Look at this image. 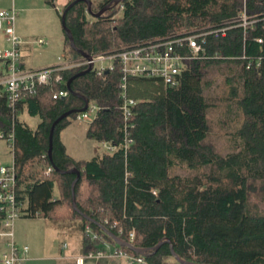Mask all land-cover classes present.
Segmentation results:
<instances>
[{"label": "trees", "instance_id": "1", "mask_svg": "<svg viewBox=\"0 0 264 264\" xmlns=\"http://www.w3.org/2000/svg\"><path fill=\"white\" fill-rule=\"evenodd\" d=\"M91 1L90 9L87 2L75 3L66 16L77 49L88 55L189 31L204 34L198 38L203 50L184 62L176 86L157 77L128 78L127 96L136 104L127 148L118 70H91L72 81V92L67 83L41 85L15 110L0 93V131L16 140L24 217L73 222L85 253L106 251L107 241L141 255L118 244L112 233L149 249L144 257L150 264H180L173 251L198 263L264 264V42L258 41H264V0H121L99 17L113 0ZM46 3L55 7V0ZM244 3L255 21L246 29L237 20ZM64 34L68 58L82 57ZM183 53H189L187 46ZM212 68L229 72L223 100L244 116L233 135L235 149L226 154L209 141V113L217 105L205 94ZM86 69L62 74L68 82ZM67 89V96H57ZM82 96L99 107L86 131L96 142L94 155L75 159L67 152L61 134L80 113L74 112L57 124L50 159L53 122L83 108ZM24 114L38 118L37 125ZM104 142L117 149L102 151ZM176 167L189 173H171ZM70 169L80 171L74 186L77 174L61 172ZM87 226L101 238L87 234Z\"/></svg>", "mask_w": 264, "mask_h": 264}, {"label": "built area", "instance_id": "2", "mask_svg": "<svg viewBox=\"0 0 264 264\" xmlns=\"http://www.w3.org/2000/svg\"><path fill=\"white\" fill-rule=\"evenodd\" d=\"M62 14V10L60 11ZM244 19H251L247 14L246 4L243 9ZM246 12V13H245ZM247 14V15H246ZM18 10L15 8L0 10V30L3 32L10 48L0 52V61L4 65V73L0 76V93L7 98L8 107L15 110L20 102L28 95L36 94L39 86L52 82H63L61 77L63 71L73 68H88L98 75L118 70L120 73V87L122 88L121 111L124 116V132L126 135V146L132 142L130 138V127L132 108L136 104L134 99L127 96V83L129 77H157L161 78L167 85L176 86L179 82L181 68L185 61L196 58L203 50L198 38L204 34L172 36L166 39H158L139 44L134 47L116 50L111 53H100L89 55L88 57L68 58L62 54L60 64L46 67L23 69L21 67V46L25 43L33 45L34 41L23 40L15 29ZM263 43L262 39H258ZM37 42L42 43L40 39ZM185 46L189 53H183ZM67 81H65V84ZM67 96L63 94L62 97ZM57 97V96H55ZM99 107L89 102L87 110L77 115L75 121L90 124L96 117ZM0 139H6L13 150L12 161L8 164L0 163V264H26L30 259V247L27 244L20 245L15 239V228L18 219L24 217V205L15 194L17 191V144L13 133L0 131ZM106 151H115L117 146L109 142H104ZM156 194L157 192L154 191ZM122 232V229H120ZM86 233L93 238H101L89 226ZM131 241L135 237L132 231ZM106 251H90L86 254L88 258L112 257L119 261H127L130 264H150L144 255H135L122 249L121 247L104 241ZM85 256L78 257L76 264H84Z\"/></svg>", "mask_w": 264, "mask_h": 264}, {"label": "rangeland", "instance_id": "3", "mask_svg": "<svg viewBox=\"0 0 264 264\" xmlns=\"http://www.w3.org/2000/svg\"><path fill=\"white\" fill-rule=\"evenodd\" d=\"M37 1V0H36ZM67 0H61L60 5L66 4ZM32 0H18L17 7L19 16L17 17L18 30L21 33L33 38L44 37L48 41L45 45H38L34 49L32 55L37 59H50L54 62L62 61V45L60 36L63 34L61 17L54 9L38 10L34 6ZM49 7V6H47ZM120 13H118L119 15ZM116 15V16H118ZM18 33L20 34V32ZM0 33V46L9 47ZM58 63V64H59ZM228 71L212 68V80L210 86L205 89L207 97L216 102V106L209 113V121L211 124V135L209 141L213 143L216 149L226 154L234 150V132L242 126L244 116L236 105L229 106L223 100L226 94V77ZM87 110V109H86ZM23 117L35 127L39 121L38 118H31L26 114ZM88 123L74 121L71 126L63 131L64 140L69 148V153L77 159H89L94 155L95 141H92L86 135ZM72 148V149H71ZM105 145L102 144V151H106ZM13 150L10 143L0 139V162L8 164L12 161ZM185 176L189 173L184 167H176L171 170ZM48 223L44 218H21L16 222V235L21 244H28L32 248V255L35 257L33 264H64L54 257L72 255L79 253L81 250V242L83 241L81 234L75 231V225H66L68 223ZM72 224V223H70ZM66 245V246H65ZM63 247V253L59 254V247ZM87 254V253H86ZM76 260L78 256L75 255ZM110 258V257H102ZM92 258V259H102ZM118 260V259H117ZM113 261L114 264H130L127 261Z\"/></svg>", "mask_w": 264, "mask_h": 264}, {"label": "crops", "instance_id": "4", "mask_svg": "<svg viewBox=\"0 0 264 264\" xmlns=\"http://www.w3.org/2000/svg\"><path fill=\"white\" fill-rule=\"evenodd\" d=\"M70 0H67V2H66V4L69 2ZM60 2H61V0H55V7H51V6H49V5H47V3H46V0H32V3H35L34 4V6H37V9L38 10H48L49 8L50 9H55L57 12H58V14H60L61 12V10L63 11V8H64V6L66 5V4H64V6L63 5H60ZM17 4H18V0H0V10L1 9H11V8H15V9H17L18 10V16H19V9H18V7H17ZM47 6H49V7H47ZM48 8V9H47ZM17 16V17H18ZM18 19V18H17ZM17 19H16V24H15V29H16V33L23 39V40H26V41H34V42H36V43H34L33 45H31V44H29V43H25V44H23L22 46H21V62H22V64H21V67L23 68V69H34V68H46V67H50V66H54V65H57L59 62H54V61H51L50 59H37L36 57H34L33 55H32V53H34V49H35V47L36 46H38V45H45V44H47L48 43V41L46 40V39H44V37H41V38H33V37H30V36H27L26 34H24V33H21L19 30H18V26H17ZM63 27V26H62ZM18 31L20 32V34L18 33ZM63 31H64V29H63ZM65 32V31H64ZM64 32H63V34H61V36H60V42H61V45H62V50H61V52L63 51V54H66L67 55V53H66V51H65V48H64V43H65V34H64ZM0 33L2 34V36H3V42H5L7 45L9 44V43H7V41H6V39H5V36H4V34H3V32L0 30ZM40 39H42V40H44V42H42V43H39V42H37L38 40H40ZM9 47H6V46H4V45H1L0 46V52H2V51H4V50H7V49H9L10 48V45H8ZM68 56V55H67ZM61 57V56H60ZM60 64V63H59ZM0 72H2V74L4 73V65H3V62L2 61H0ZM1 76V75H0ZM76 122V121H75ZM72 125V124H71ZM70 125V126H71ZM68 128V127H67ZM66 128V129H67ZM86 131H87V129H86ZM61 136H62V140H63V142L65 143V140H64V134H63V132H62V134H61ZM3 140H6V139H3ZM92 141H95L94 139H91ZM7 141V140H6ZM8 142V141H7ZM9 143V142H8ZM65 145H66V147H67V152H68V154L71 156V157H73V158H75V159H77L75 156H73V155H71L70 153H69V148H68V146H67V144L65 143ZM72 149V148H71ZM12 159H13V157H12ZM1 163V162H0ZM1 164H3V163H1ZM23 218V217H22ZM25 218H28V217H25ZM37 218H40V217H37ZM21 219V218H20ZM19 220V219H18ZM17 220V221H18ZM73 223V222H72ZM60 225H63V224H60ZM66 225H74V223L73 224H66ZM15 239H16V241H17V243L18 244H20V245H23V244H21L20 243V241L18 240V238H17V235H16V228H15ZM28 245V244H27ZM29 246V245H28ZM66 246V245H65ZM81 250H79L80 252L79 253H74V254H72V255H64V252H63V247L61 246V247H59V249H58V252H59V254H61V253H63V257L62 256H56V257H54V258H56L57 260H59L60 262L62 261V263H64V264H76V257L77 256H75V255H78V256H80V255H82V256H85V260H84V264H114V262L113 261H115V260H117L116 258H112V257H110V258H102V259H92V258H88V257H86V253H85V249H84V247H83V244H82V242H81ZM29 257H30V259L27 261V263L26 264H33V262L35 261V257L32 255V248L30 247V254H29ZM117 261H119V260H117Z\"/></svg>", "mask_w": 264, "mask_h": 264}, {"label": "water", "instance_id": "5", "mask_svg": "<svg viewBox=\"0 0 264 264\" xmlns=\"http://www.w3.org/2000/svg\"><path fill=\"white\" fill-rule=\"evenodd\" d=\"M79 1H84V2H87L88 5H89V9L91 8L92 6V1L91 0H74L62 13V17H61V22H62V26H63V29L65 31V33L67 34V36L69 37V40H70V43L71 45L73 46V48L75 50H78L82 56L84 57H88L89 55L82 51V50H79L77 49L76 45H75V42H74V38H73V34L70 30V28L67 26V23H66V16H67V13L69 11V9L77 2ZM121 0H113L111 1L106 7H104L103 9H101L98 13L95 14L96 17H99L101 15H103L107 10L110 9V7H112L114 4L120 2ZM91 66H89L86 70H83L77 74H75L74 76H72L68 82H67V87L69 88V90L72 92V88H71V83L72 81L77 78V77H80V76H83L89 72H91ZM74 94H77V93H74ZM82 98L84 99L85 101V105L83 108H81L80 110L81 111H85L87 108H88V105H89V100L87 98H85L84 96H82ZM78 110H70V111H67L65 113H63L61 116H59L52 124L51 126V131H50V137H49V157L50 159H52V151H53V139H54V134H55V129H56V126L59 122H61L64 118L68 117L70 114L74 113V112H77ZM62 173H76L77 174V178L74 180L73 182V186L77 183V181L79 180L80 178V171L78 169H70V170H62L61 171ZM73 203H74V206L75 208L78 210L77 208V205H76V199H75V191H74V187H73ZM111 234V236L115 239V241L120 244L121 246H127L129 247L131 250H133L134 252H137L141 255H145L147 254V251L149 249L147 248H137L135 247L133 244L129 243V242H126V241H123L120 237L112 234V233H109ZM170 242V241H169ZM173 254L176 258V260L180 263V264H210V263H198V262H193V261H187V260H183L182 258H180L177 254L174 253L173 251Z\"/></svg>", "mask_w": 264, "mask_h": 264}, {"label": "bare ground", "instance_id": "6", "mask_svg": "<svg viewBox=\"0 0 264 264\" xmlns=\"http://www.w3.org/2000/svg\"><path fill=\"white\" fill-rule=\"evenodd\" d=\"M246 13V12H245ZM247 15V14H246ZM238 21H240L241 23H242V25L245 27V29L247 28V27H249V26H253V24H254V19H244V15H243V12H241V13H239V15H238V19H237ZM182 35H186V36H190V35H196V32L195 31H189V32H185V33H182L181 35H174V36H182ZM65 71V70H64ZM61 77H62V79H64V77H63V74L61 73ZM65 79H64V81L63 82H56V83H59V84H65ZM69 89V88H68ZM61 90L60 92H59V94H57V96H59V97H62V95L63 94H66L67 93V95L71 92H69V90ZM78 112H80V113H83V112H85V111H81V110H78L77 111V113ZM80 113H78V115L80 114ZM52 169H49V172L51 171ZM15 194H16V196L18 197V182H17V191H15ZM149 252V250L147 251V253Z\"/></svg>", "mask_w": 264, "mask_h": 264}]
</instances>
